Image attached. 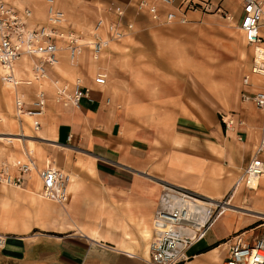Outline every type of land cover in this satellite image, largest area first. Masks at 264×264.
<instances>
[{
  "label": "crops",
  "instance_id": "crops-1",
  "mask_svg": "<svg viewBox=\"0 0 264 264\" xmlns=\"http://www.w3.org/2000/svg\"><path fill=\"white\" fill-rule=\"evenodd\" d=\"M7 1L29 6L33 24L45 19V0ZM128 2L56 0L65 25L79 30L91 28L102 7ZM212 2L220 8L188 10L187 20L163 23L128 6L126 19H133L134 29L111 42L99 60L88 49L74 59L58 50L59 64L48 67L39 130L31 126V115L20 121L14 110L16 94L29 101L40 85L31 75L34 58L14 67L20 83L4 84L0 78L6 105L13 102L14 110L6 120L0 114V126L13 129L0 130V139L24 140L16 148L0 145V159L13 171L18 159L33 158L37 166L20 185L0 180V233L6 240L0 264H87L92 249L124 264H147L163 180L216 201L232 189L264 139V112L243 97L262 86L257 77L252 84L243 82L249 71L239 65L243 49L227 37L234 22L224 13L240 17L242 0ZM254 51L262 60L264 49L254 45ZM99 69L106 75L101 83L94 79ZM74 75L83 77L89 93L77 106L63 105L54 99L51 78L71 82ZM222 115L235 119L233 127H226ZM40 138L45 142L37 143ZM258 157L264 161V152ZM42 166L72 173L63 204L43 195ZM230 202L233 207L188 246L181 264H222L232 243L253 241L264 232V173L252 187L241 181Z\"/></svg>",
  "mask_w": 264,
  "mask_h": 264
},
{
  "label": "built area",
  "instance_id": "built-area-1",
  "mask_svg": "<svg viewBox=\"0 0 264 264\" xmlns=\"http://www.w3.org/2000/svg\"><path fill=\"white\" fill-rule=\"evenodd\" d=\"M174 0H130V2L115 3L103 10L88 30H79L65 25V11L60 8L56 0H45L46 16L42 22L31 23V8L27 5L15 6L7 0H0V63L6 68L0 78H13V61L22 53L34 58L32 72L34 80L48 74V67L58 61L57 51L64 48L68 57L76 58L88 49L93 59L99 60L101 54L110 45L109 41L119 40L134 29L133 19H126L128 6L133 7L136 13L148 14L159 23L187 20L188 10L213 11L220 6L212 0H180L175 7ZM242 13L239 17L240 28L245 34L247 42L259 45L264 49V0H242ZM165 6V7H164ZM61 42V44L59 43ZM59 43V44H58ZM256 57L248 72L243 77L245 84H252L253 78L261 83V88L254 94L243 93V97L251 98L264 112V57ZM71 82L59 76L52 77L54 99L63 105H79L80 100L88 95L89 86L84 83L83 77L74 75ZM105 73L99 69L94 79L104 82ZM31 78H24L25 83H31ZM20 83L14 79V84ZM29 101L22 94H16L14 110L18 120L24 114L32 116L31 126L40 127L41 118L46 111L48 93L45 85L37 86L32 92ZM226 127H233L235 119L232 116L222 115ZM252 160L242 169L234 182L232 189L219 198V202L231 201L235 188L241 181L246 186H254V182L264 173L261 163L264 161L258 154L264 152V139L256 145ZM32 158L31 156H29ZM33 159V158H32ZM260 167H259V166ZM7 160L0 159V180L20 185L24 174L29 170L27 160H17L15 171ZM42 177L44 192L59 201L68 199L69 191L65 189L69 174L57 166H42L38 170ZM162 190L153 213V233L149 242V258L147 264H180L189 256L187 248L194 241L202 238L210 222L225 211L222 204L217 203L207 211H196L185 215L184 199L174 201L173 192L185 196L205 198L201 192L190 187L163 180ZM0 234V245L4 242ZM230 252L222 264H264V232L253 241L238 239L230 245Z\"/></svg>",
  "mask_w": 264,
  "mask_h": 264
},
{
  "label": "rangeland",
  "instance_id": "rangeland-1",
  "mask_svg": "<svg viewBox=\"0 0 264 264\" xmlns=\"http://www.w3.org/2000/svg\"><path fill=\"white\" fill-rule=\"evenodd\" d=\"M224 14L227 18H229L230 20H232L234 22V24L232 25L233 27H231L230 30L227 29V32H228L227 37L229 38V36H230L231 38H233L235 40V42H233V46H234V43H236V45H238V48L243 49L242 52L240 53L241 56H239L240 57L239 58L240 68L243 71H246V70L248 71L251 63L253 62L254 58L256 57V55L254 53L255 52L254 51V45L249 44L247 42L246 38L244 37L245 34L242 31V29L239 27V25H240L239 16H236V15L234 16V15L229 14V13H224ZM262 34L264 35V26L262 27ZM228 53L230 54V51H228ZM233 54H234V58H232V59H235L237 54L236 53H233ZM228 60H229V62H231V57H228ZM243 71H242V73H243ZM1 84L2 83L0 80V114H2L4 116V118L6 117L5 118V120H6V119H8V116H10L11 113L14 111L13 107H12L13 102H12L11 108H8L7 107L8 100L5 97L4 93H2V91H1ZM20 87L26 88V89L29 88V86H26V85H21ZM6 102H7V105H6ZM1 122H3V121H1ZM0 130L5 131V130H13V129H10L7 126H5V127L0 126ZM22 141H24V140H21V142ZM21 142L17 139H14V138H8L7 141H6V139H0V145L6 146L9 148L19 147ZM43 142H45V141L41 138L37 140V143H43ZM47 232L54 233V234L61 233L60 231H53V230H49ZM144 241L148 242V239H146ZM97 260H98V262H96ZM91 261H94V263H96V264H124V263H121V262L115 260L114 258H111L109 255H106V257L105 256L103 257L102 253L94 252L93 249L90 250V252H88L87 264H90Z\"/></svg>",
  "mask_w": 264,
  "mask_h": 264
},
{
  "label": "bare ground",
  "instance_id": "bare-ground-1",
  "mask_svg": "<svg viewBox=\"0 0 264 264\" xmlns=\"http://www.w3.org/2000/svg\"><path fill=\"white\" fill-rule=\"evenodd\" d=\"M32 18V17H31ZM31 20V19H30ZM240 27V26H239ZM127 35V34H126ZM110 43L111 42H115V41H109ZM59 44V43H58ZM58 50H60V48L58 49ZM104 53V52H103ZM102 53V54H103ZM57 54H58V51H57ZM101 54V55H102ZM26 57H29V55H27V54H25V53H22L21 55H19V57L18 58H16L14 61H13V65H12V68H13V78L12 79H10V78H2L3 79V81H5V82H3L4 84H9V85H11L12 84V81H14V79H16V76H15V68H16V65L19 63V62H21V61H23V59H25ZM57 62L54 64V66H56L57 64H59V59L57 58ZM0 65L2 66V68H3V71H4V69L6 68L4 65H2L1 63H0ZM15 67V68H14ZM31 75H33V72H32V74ZM48 80H49V75L48 74H46V75H44V76H42L41 78H36V81H39V86H44V85H46V83H48ZM27 114V113H26ZM41 127V126H40ZM40 127H38L36 130H39L40 129ZM21 139H22V137H20ZM30 168H29V170L27 171L28 173H30V171H32L33 169H35V168H37V166H36V164L34 163V160L33 159H30ZM64 171V170H63ZM26 172V173H27ZM64 172H66V173H68L69 174V180H68V182H67V184H66V187H65V189H68V191H69V193H70V191H71V188H70V185H71V183H72V181H73V176H72V173H70V172H67V171H64ZM40 175V174H39ZM41 176V175H40ZM42 178V177H41ZM2 181H4L3 179H2ZM8 183H10V182H8ZM11 184H13L14 185V183H11ZM43 189V188H42ZM43 195L47 198H50V199H52V200H54L55 202H58V203H61V204H63V202H65V201H67L68 199H66V200H62V201H59V200H57V199H54V198H52L51 196H49V195H47L45 192H44V190H43ZM68 197H69V195H68ZM172 198H173V200L174 201H180V200H183L184 198V206H185V210H186V212H185V215H191V214H193V213H195L196 211H199V210H203V208L204 209H206V211L209 209V208H213V206H215L217 203H220V204H222V206L225 208V209H227V208H230V207H233L232 206V204H231V202L230 201H228V202H219V201H216V200H214V199H212V198H199V197H195V196H192V197H190V196H185V197H183L182 195H180V194H177L176 192H173V194H172ZM0 234H2V233H0ZM3 235V234H2ZM4 236V235H3ZM5 240V239H4ZM5 242H6V240L1 244V246L2 245H5ZM188 261V260H187ZM185 262H186V260H185ZM182 263H184V261L182 262ZM181 264V263H180Z\"/></svg>",
  "mask_w": 264,
  "mask_h": 264
}]
</instances>
